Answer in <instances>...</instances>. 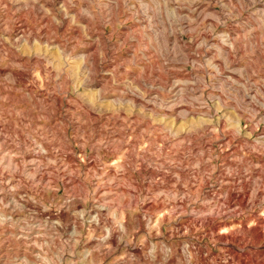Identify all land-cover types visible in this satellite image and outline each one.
Returning a JSON list of instances; mask_svg holds the SVG:
<instances>
[{
	"label": "rangeland",
	"instance_id": "obj_1",
	"mask_svg": "<svg viewBox=\"0 0 264 264\" xmlns=\"http://www.w3.org/2000/svg\"><path fill=\"white\" fill-rule=\"evenodd\" d=\"M0 264H264V0H0Z\"/></svg>",
	"mask_w": 264,
	"mask_h": 264
}]
</instances>
